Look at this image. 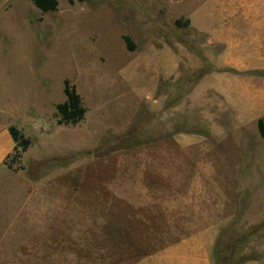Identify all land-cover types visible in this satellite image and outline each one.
I'll list each match as a JSON object with an SVG mask.
<instances>
[{"label":"rangeland","instance_id":"1","mask_svg":"<svg viewBox=\"0 0 264 264\" xmlns=\"http://www.w3.org/2000/svg\"><path fill=\"white\" fill-rule=\"evenodd\" d=\"M208 11L201 0H59L48 12L0 0V208L23 194L79 226V255L64 264H131L211 225L218 241L244 236L237 261L264 264V78L221 63L201 32ZM66 78L87 112L59 125ZM10 125L32 139L18 171L3 164Z\"/></svg>","mask_w":264,"mask_h":264},{"label":"crops","instance_id":"2","mask_svg":"<svg viewBox=\"0 0 264 264\" xmlns=\"http://www.w3.org/2000/svg\"><path fill=\"white\" fill-rule=\"evenodd\" d=\"M201 3L204 11L209 9L201 32L209 36L210 43L223 48L221 63L225 62L240 75L264 78L245 73L264 70V0H201ZM16 195V200H22L16 208L3 203L0 208V264H64L67 256L75 261L79 255L75 246H80V227L51 222L48 207L27 205L26 196ZM14 196L10 194L11 199ZM197 230L131 264H216L217 238L216 233H211L216 227ZM67 231L73 232L69 233V240Z\"/></svg>","mask_w":264,"mask_h":264},{"label":"trees","instance_id":"3","mask_svg":"<svg viewBox=\"0 0 264 264\" xmlns=\"http://www.w3.org/2000/svg\"><path fill=\"white\" fill-rule=\"evenodd\" d=\"M34 4L39 7L42 11H55L58 9L59 0H32ZM190 19L182 21L181 19L176 20L178 26H188ZM124 40L129 50H134L135 46L132 38L129 35H124ZM247 74L259 75L264 77V70H252L245 72ZM64 93L66 99L56 105L58 112L57 123L62 124H77L82 121L87 112V108L84 105L83 97L78 92L77 87L69 78L64 80ZM9 133L15 142L13 161L7 163L5 160L3 163L10 169L20 170L24 167L22 165L15 166V163L23 156L32 144V139L26 136L17 126L10 125ZM259 130L261 135L264 137V118L259 120ZM244 236L229 239L226 243L222 242L221 238L217 240L215 245V262L216 264H241L243 261H237V251L242 246Z\"/></svg>","mask_w":264,"mask_h":264}]
</instances>
